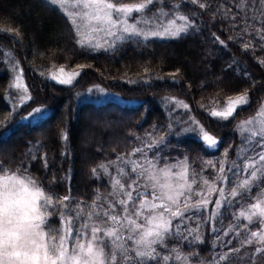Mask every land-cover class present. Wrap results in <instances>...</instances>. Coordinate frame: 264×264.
Returning a JSON list of instances; mask_svg holds the SVG:
<instances>
[{"label": "trees", "instance_id": "obj_1", "mask_svg": "<svg viewBox=\"0 0 264 264\" xmlns=\"http://www.w3.org/2000/svg\"><path fill=\"white\" fill-rule=\"evenodd\" d=\"M21 1L24 4L18 16L7 14L6 8ZM115 2L135 4L142 0ZM2 4L0 0V126L9 121L15 125L0 144V164L7 170L34 178L54 200L70 196L72 206L89 208L95 200L98 207L108 208L113 180L99 165L110 166L118 157L163 137L152 152L162 166L185 159L192 177L220 181L221 163L234 161L240 148L238 124L255 115L264 100V40L256 34L264 29L261 0H162L144 14L149 23H143L135 13L130 22L145 31L153 27L161 30L170 20L183 23L177 17L184 15L191 22L187 32L147 39L127 35L83 46L71 19L62 9L54 10L58 7L47 0H8ZM31 12H37V19L30 17ZM9 29L13 31L9 33ZM24 29L36 35L28 50L23 46ZM245 44H250L247 50ZM206 50L202 76V68L189 63ZM61 68L81 72L75 82L64 85L51 78V71ZM16 73H23L31 94L24 103H15L9 96ZM96 85L137 103H95L88 89ZM245 92L248 104L237 108L228 120L211 115L219 105ZM175 100L188 108L176 106ZM38 107L46 109L44 120L21 119ZM191 118L219 140L217 147L211 148L196 134L186 132ZM96 123L105 130L88 136L96 140L85 148L83 130L88 125L94 129ZM94 168L97 174H93ZM233 177L228 179L229 186L235 182ZM262 192L264 186L251 189L243 201L252 202ZM240 203L223 206L218 228L211 233L205 226L200 240L195 238L198 233L171 235L161 251V257H170L163 264H174L178 252L187 255L191 264H210L231 248L239 249L230 254L231 264H264V254L254 253L255 243L240 244L237 238L242 227H259L256 221L247 225L235 217ZM58 225V219L53 221V226ZM225 231L233 238L222 248L217 239Z\"/></svg>", "mask_w": 264, "mask_h": 264}, {"label": "snow or ice", "instance_id": "obj_2", "mask_svg": "<svg viewBox=\"0 0 264 264\" xmlns=\"http://www.w3.org/2000/svg\"><path fill=\"white\" fill-rule=\"evenodd\" d=\"M161 2L162 0H142L135 4H121L115 0H76L72 7L84 9L83 16L100 25V27L94 28V31H106L108 35L115 36L116 39L123 38L117 35V32L139 35L145 39L149 36L178 37L181 33L187 32L191 27V22L184 15L177 17L183 23L177 24L176 20H170L168 25L161 26V30L145 31L139 28L136 23H128L129 19H135L134 13L141 16L143 23H149L150 20L144 14ZM261 2L264 3V0ZM48 3L59 6L54 10L68 6L67 0H48ZM200 6L204 7V5ZM162 11V9H157V12ZM63 14L69 15L67 11ZM71 23L75 24V21L71 20ZM113 29L117 31H113ZM12 31L8 30L9 33ZM261 32H264V29L256 30V34L260 36L261 40H264V35H261ZM16 35L18 36V31ZM88 42L86 40L79 41L82 46ZM249 47L250 44L244 45L246 50ZM60 71L64 70L60 69ZM74 75H78V73ZM72 76L73 74H69L67 79H59L53 75L51 78L56 79L60 84L70 85L73 83ZM20 81L21 77L18 75L13 87L26 92V85ZM247 104L248 96L245 92L234 100L230 99L225 110H214L211 115L228 120L238 107ZM182 106L185 109L188 108L187 104ZM46 115V109L38 107L21 119L40 122L45 119ZM260 115H264V112L258 110V117ZM252 123L253 120L250 119L240 127L242 131L249 133L246 141L251 142L258 137L256 145L252 149L255 154L242 162L241 170L248 173V178L242 180L230 191L229 195L232 197H236L238 191L246 194L247 190H259L264 186V121L261 122L258 131L246 127ZM14 127L15 125L10 121L0 126V144ZM64 138H67L66 134H64ZM163 139L160 137L159 140L147 144L146 147L150 149ZM202 139L208 146H215L217 143L216 139L207 132L203 133ZM257 146L259 151H256ZM134 151L143 153L141 148ZM118 159L121 158L118 157ZM124 162L131 165L133 173L139 172L140 176L147 174V178L152 181L151 187L154 193L158 189V194H153L151 201L141 200L138 206L133 205L130 210L129 204L136 199L133 196L135 190L133 185L136 182L133 181L126 189L120 179H113L114 191L110 195H122V198L109 204L103 212L97 210L95 200L87 211L79 204L70 205V196L54 200L53 196L44 193L34 178L21 179L20 173H12L11 170H7L3 164H0V173H8L0 177V264H163L164 261L169 260L170 257L167 254L161 257V251L166 247L173 228L179 229L188 211L204 209L211 201L204 199L190 204L187 202L189 198L186 197L183 206H181L180 197L185 195L183 190L186 187L191 188V185L187 183L186 167L183 172L175 174L185 183H179L174 187L170 179L172 175L170 168L160 169V173L163 175L162 182L161 175L156 173L152 161H146L149 169H144L143 165L137 164L135 161ZM232 163L234 167H238L235 161ZM209 164L212 167L215 166L211 162ZM99 168L104 173H108V165L101 164ZM219 171L222 174L225 172L223 163H221ZM92 172L97 174V169H92ZM119 172L121 175H127L123 168L119 169ZM220 179H227V177L222 175ZM258 180L260 183H257ZM205 183L207 182L205 181ZM219 192L223 194L224 189L220 188ZM157 200L163 202L156 203ZM216 203L222 204L223 202L217 200ZM261 203H264V200ZM261 203L252 204L250 214L241 212L240 215L245 216L249 222L255 220L259 225V229L251 231L249 238L242 244L252 245L255 242L254 253L264 254V207L261 206ZM117 204L122 207L123 216L112 214V210L116 208ZM56 219L59 220V225L53 226V221ZM97 220L106 226L102 227ZM173 221H177V223L174 225ZM195 238L200 239L199 236ZM238 251L237 248H231L221 255L219 260L231 264L230 254ZM175 259L181 260L182 258L177 254Z\"/></svg>", "mask_w": 264, "mask_h": 264}, {"label": "rangeland", "instance_id": "obj_3", "mask_svg": "<svg viewBox=\"0 0 264 264\" xmlns=\"http://www.w3.org/2000/svg\"><path fill=\"white\" fill-rule=\"evenodd\" d=\"M1 1L3 3L2 5H5V3L8 2V0H1ZM67 2H68L67 8H60V9H62L64 12L67 11L69 14L68 17L71 20H74L75 22H77V24H74V26H75L76 31L78 33L79 41L84 39L86 41H93V42H97V43L102 44L103 40H105L107 38L115 37V36L108 35L106 33V31H94L93 29L100 27V25H98L96 21L84 17L83 16L84 9H82L80 7H77V8L72 7V5L76 3V0H67ZM23 4H24V2L21 1L18 3L17 6L16 5L11 6V7L9 6L8 9L5 6L7 14H10L13 16H16V15L18 16V10L20 8H23ZM31 5H33L32 2H31ZM57 7H59V6H57ZM40 9L42 10V8H40ZM30 11H32V9ZM76 13H79V15H76ZM31 14L33 15V16H30L31 18L37 19L36 18L38 15L37 12H36V14H34V12H31ZM28 15H30V14L28 13ZM128 23L132 24L130 22V20L128 21ZM168 23L169 22H167V24ZM26 25H27V23H26ZM139 28H142L145 30L144 27H139ZM24 30H25V33H24L25 39L23 41V46L25 47L26 50H28L30 44L35 43L34 39H35L36 35L35 34L31 35L30 33H28L29 31L27 32L26 29H24ZM148 30H158V29L153 27V28L147 29L146 31H148ZM113 31H117V30L113 29ZM37 32H39V31H37ZM117 35L127 36V35H131V34H127V33H123V32H117ZM90 47L94 48L92 46H90ZM205 53L202 52V54H200V57L198 59L195 58L192 62L189 63V65H191L192 67L196 66V67L202 68L201 72H200V75H202V76H205L204 75V65H203L202 61L204 62L205 60H207V56H208L207 50ZM61 69H63V68H61ZM63 70L64 71L61 72L60 69H54L51 72H52V75H55L59 79H67L69 77V74H73V76H72L73 82H75L78 79V76L81 72V71H68L65 69H63ZM76 73H78V75H74ZM18 75L21 77L20 82L22 84L26 85V87H27L26 92L23 89H16L13 87V84L16 82V77ZM88 90H95L94 92L90 91L92 93V95L89 97V98H92L93 100L92 99L91 100L95 101V103H101L103 101L107 102V101H111V100L118 101V102H121L124 104H136L137 103L134 100L123 98L118 93L107 91L106 89H104L102 86H99V85H96V86H94ZM12 91H13L14 95L12 93H10L9 96H11L10 99L12 101H14L15 103H20V102L24 103L29 99L31 94H30L28 86L25 82V79L23 77V73H16V75L14 76V79L12 82ZM89 98L87 97L88 100H90ZM234 99L235 98H233V100ZM228 102L226 104L224 103L222 105H219L215 109V111L225 110L227 105H228ZM174 104L178 107H182V105H183L179 100H175ZM262 106H264V100L261 103L260 108H259V110L261 112H264V108H262ZM250 119L253 120V123L251 125H246V127H250L253 130L258 131L260 126H261V122L264 121V115H260L258 117V112H257L252 117H250L246 120H243L242 122H240L238 124L237 129H238V133H239L240 138H241V144H240V148L237 152V157L234 160L236 162V164L238 165V167H234L233 163H232L233 161L226 159L225 163H223L225 172L222 174L219 171L221 176L225 175L227 177V179H220L219 182L210 181L208 179H201V180L196 179V178L191 176V173L189 171L190 170L189 164L185 159H182L179 162H175L173 164L168 163V164L162 166L161 163L159 162L158 157L152 155V152L154 151V149L159 144H157L156 146H154L150 149L146 147L147 144H150L152 142L145 143V145L141 147V149H143V153L133 151L128 156L120 157L121 159H118L117 161H115V163H112V165L108 166L109 167L108 174H111L112 180L113 179H120L121 182L125 184L126 189H127V186L129 184H132L133 181L136 182L135 185H133V188L135 189L133 191V196L136 199L132 203L129 204V208L131 210L133 208V205L138 206L140 201L143 199H148L149 201H151L153 194H158V189L154 193V190L151 187L152 181H150L147 178V174H145V176H140L139 172L133 173L131 171V165L128 163H125L124 161H135L137 164L143 165L144 169H149V165L146 161H149V160L152 161V163L155 165L156 173L158 175H161L162 182H163V175L160 173V169L170 168L171 173H172L170 179H171V182H172L174 187L179 183H185L184 180L179 179V177L175 174L183 172L185 167H186L187 168V183L191 185V188L189 189L186 187L183 190L185 195L180 197L181 206H183V203L185 202L186 197L189 198L187 202L190 204L196 203L197 201L204 200V199L211 201V203H209L204 209L188 211L186 213V218L183 220V223L180 224L179 229L177 230L174 227L171 235L183 234V232H185L188 236H190V235H193L195 233H198V235H200L199 237L201 238V234L203 233L202 229L205 228V226L208 227L210 232L212 233L218 228L217 227V220H218L219 214L221 213L222 207L226 206V205H231L232 203H233V205H235L238 202H241V203L237 206L238 208L236 209L235 217L239 220V222L244 221L247 225H250L253 222H255V220H253L252 222H249L245 218V216H241L240 213L244 212L246 214H250L251 205L254 203H261V201L264 200V195H262V193H264V192L259 194L256 198H254V200L252 202H249V203H245L243 201V197L246 196L244 194V192L238 191V194L236 197H232L231 195H229L230 191L234 187H236L238 183H240L242 180L248 178V173L241 170L242 162L245 161V159L247 157H251L255 154L252 149H253V146L256 145V139H258V137L251 140V142L246 141V137H248L249 133L247 131H242L241 127H240L245 121H248ZM105 125L107 126V128H110V125H107V124H105ZM202 127L203 126L200 123H198L196 120L191 118L190 124L186 128V132L194 133V134H196V136L198 138L202 139L203 133L207 132ZM93 128L94 129L91 128V125H88L86 127V129L83 130L84 132L82 134V142H83V147H85V148L89 147L91 145V143L94 144V142L96 140L94 137H88V136H90V135L95 136L96 133L103 134V131L105 130L103 128V126L99 123H96V126H94ZM80 132H78V135H80ZM207 133L210 134L209 132H207ZM210 135L213 136L212 134H210ZM86 138H87V142H86ZM214 138L216 139L217 143L215 146H209L211 148L217 147L218 142H219V140L216 137H214ZM241 149H244V151H241ZM256 151H259L258 146L256 147ZM121 168H123L125 170L127 175H121V173L119 172V169H121ZM150 171H151V169H150ZM5 175H7V174H5ZM2 176H4V175H0V177H2ZM233 176H236L235 182H234V184L229 186V184H228L229 180L228 179L231 178V180H233V178H235ZM20 178L23 179L25 177H20ZM193 181H195V183H193ZM205 181L207 183H205ZM220 188L224 189L223 194H221L219 192ZM213 189H216V191H213ZM113 191H114V189L112 190V193H113ZM248 191L249 190H247V192ZM121 198H122V195H115L112 197V200L108 199L109 200L108 204L115 203L116 200L121 199ZM217 200H220L223 203L217 204L216 203ZM155 202L156 203H162L163 201L157 200ZM233 205H232V207H234ZM261 206L264 207V203H261ZM106 208H107V206L105 207L104 205L102 207L97 206V210L100 212H103V210ZM84 209L87 211L90 209V207L84 208ZM213 213H215V215H213ZM112 214L123 216L122 207L119 204H117L116 208L114 210H112ZM94 219H97V218H94ZM97 222L101 223L99 220H97ZM176 223H177V221H173L174 225ZM101 226L105 227L106 225L101 223ZM258 229H259V227L254 229V230H251V228H245V230H244V227H242L238 231V237L237 238L239 240V243L242 244V242L244 240L249 238L251 231H257ZM232 238H233V235L229 236V232L225 231L222 234V236L217 239V241L220 244V246L222 248H224L225 242L227 241L226 246L230 245ZM225 253H223L222 255H224ZM177 254H179L182 259L177 260L174 257V264H191L187 259V255L182 254L181 252H178ZM219 257H220V255L218 254V259L217 260L215 259V261L213 263H210V264H219V261H221V260H219Z\"/></svg>", "mask_w": 264, "mask_h": 264}]
</instances>
